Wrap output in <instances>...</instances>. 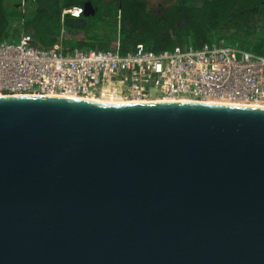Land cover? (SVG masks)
I'll return each mask as SVG.
<instances>
[{
	"label": "water",
	"instance_id": "obj_1",
	"mask_svg": "<svg viewBox=\"0 0 264 264\" xmlns=\"http://www.w3.org/2000/svg\"><path fill=\"white\" fill-rule=\"evenodd\" d=\"M0 264H264V108L0 97Z\"/></svg>",
	"mask_w": 264,
	"mask_h": 264
},
{
	"label": "built area",
	"instance_id": "obj_2",
	"mask_svg": "<svg viewBox=\"0 0 264 264\" xmlns=\"http://www.w3.org/2000/svg\"><path fill=\"white\" fill-rule=\"evenodd\" d=\"M81 10L65 11L78 17ZM46 96L118 103L189 101L264 106V57L237 46L152 52L43 49L0 43V97ZM222 105V104H219Z\"/></svg>",
	"mask_w": 264,
	"mask_h": 264
},
{
	"label": "trees",
	"instance_id": "obj_3",
	"mask_svg": "<svg viewBox=\"0 0 264 264\" xmlns=\"http://www.w3.org/2000/svg\"><path fill=\"white\" fill-rule=\"evenodd\" d=\"M87 3L93 14L65 13ZM22 36L31 47L64 52L222 44L264 57V0H0V43Z\"/></svg>",
	"mask_w": 264,
	"mask_h": 264
},
{
	"label": "bare ground",
	"instance_id": "obj_4",
	"mask_svg": "<svg viewBox=\"0 0 264 264\" xmlns=\"http://www.w3.org/2000/svg\"><path fill=\"white\" fill-rule=\"evenodd\" d=\"M69 99H75V100H80V99H76V98H69ZM85 101H91L93 103H98V104H122V103H103L99 100H89V99H83ZM157 102H175V103H186L189 101H157ZM137 103H150V102H137ZM210 103V102H208ZM215 104H222V105H228V106H235V105H231V104H226V103H215ZM239 107H244V106H239ZM246 107H253V108H264V106H260V105H252V106H246Z\"/></svg>",
	"mask_w": 264,
	"mask_h": 264
},
{
	"label": "rangeland",
	"instance_id": "obj_5",
	"mask_svg": "<svg viewBox=\"0 0 264 264\" xmlns=\"http://www.w3.org/2000/svg\"><path fill=\"white\" fill-rule=\"evenodd\" d=\"M153 1H157V0H153ZM174 1H177V0H174ZM179 1H181V0H179ZM22 7V6H21ZM19 8H20V6H19ZM101 102H103V101H101ZM103 103H118V102H107V101H105V102H103Z\"/></svg>",
	"mask_w": 264,
	"mask_h": 264
}]
</instances>
